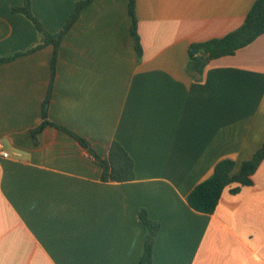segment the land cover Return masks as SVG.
<instances>
[{
	"label": "crops",
	"instance_id": "0c3cea01",
	"mask_svg": "<svg viewBox=\"0 0 264 264\" xmlns=\"http://www.w3.org/2000/svg\"><path fill=\"white\" fill-rule=\"evenodd\" d=\"M78 0H31L51 34ZM257 0H136L143 55L129 0H95L61 43L49 119L86 138L105 159L114 141L135 162L132 182H103L102 168L70 134L42 123L52 45L0 65V264H138L159 222L153 264H264V161L254 185L225 190L214 214L189 194L219 162L238 171L264 145V35L187 71L194 43L241 27ZM26 0H0V56L39 34Z\"/></svg>",
	"mask_w": 264,
	"mask_h": 264
},
{
	"label": "trees",
	"instance_id": "16d2710c",
	"mask_svg": "<svg viewBox=\"0 0 264 264\" xmlns=\"http://www.w3.org/2000/svg\"><path fill=\"white\" fill-rule=\"evenodd\" d=\"M95 0H78L74 12L66 22L63 29L51 34L43 23L34 15L31 0H26L23 7L13 8V12L23 14L29 19L39 34V42L33 47L9 56H0V65L9 63L21 56L31 55L46 46L54 47L51 63L52 77L46 100L43 105L42 123L32 130V137L38 143L39 134L47 127L53 126L73 136L81 146L94 158L102 168L103 182H132L136 179L135 162L126 149L117 141L110 147L107 158H101L91 143L84 137L76 134L66 127L54 124L49 119V105L51 103L57 77V62L62 41L79 19L82 11ZM129 14L131 17V34L135 41L138 57L143 55L141 38L139 35V22L136 15V0H129ZM264 35V0H257L247 15L243 25L222 38L211 39L205 42L194 43L189 48V62L187 71L195 81L203 79L205 68L214 60L236 54L242 48L252 44L257 38ZM264 161V145L253 158L244 161L238 171L236 163L231 159L222 160L215 167L214 173L205 181L195 187L187 200L191 208L204 214H214L221 202L222 196L228 188L232 194H238L244 187L254 185L253 176ZM139 220L147 230L143 253L138 264H153V253L156 238L161 229L159 222L153 221L146 209L139 211Z\"/></svg>",
	"mask_w": 264,
	"mask_h": 264
},
{
	"label": "built area",
	"instance_id": "2783aa9c",
	"mask_svg": "<svg viewBox=\"0 0 264 264\" xmlns=\"http://www.w3.org/2000/svg\"><path fill=\"white\" fill-rule=\"evenodd\" d=\"M0 156L7 158L9 157V153H7L4 149V146L2 143H0Z\"/></svg>",
	"mask_w": 264,
	"mask_h": 264
}]
</instances>
